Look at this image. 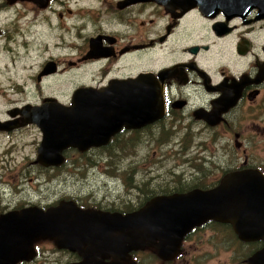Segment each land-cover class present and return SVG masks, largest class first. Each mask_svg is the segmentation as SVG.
<instances>
[{
	"label": "flooded vegetation",
	"instance_id": "1",
	"mask_svg": "<svg viewBox=\"0 0 264 264\" xmlns=\"http://www.w3.org/2000/svg\"><path fill=\"white\" fill-rule=\"evenodd\" d=\"M52 1L50 0L48 5H51ZM217 1L221 0H141L133 3H128L127 0H113L109 6L110 12L105 13L106 20L100 19V14H96L97 18L94 19L92 15L87 14L88 11H82L78 17L81 21L72 24V30L59 25L60 23L59 26L55 25L54 29V26L46 21V17L36 18L37 25L54 30L50 44L45 45L43 49L66 50V29L70 35L80 40V43L73 42L67 47V50H77L74 59L66 61L49 56L36 72L38 82L53 80L57 74L65 77L73 71L83 73V78L89 73H92V77H97L83 80L80 86L73 89L66 103L62 104L70 105L72 96L78 89L91 88L98 90V94H105L115 82L134 79L141 73H147L153 75L146 82L147 87L151 89L149 93L154 95L152 107L156 108V112L162 109L160 117L152 122L135 127L122 125L104 144L91 146L84 151L76 147L65 148L61 153L63 163L59 166H44L38 162V147L43 133L36 122L28 121L35 118L31 115L35 107L51 99L59 101L47 96L39 105H30L20 103V98L16 99V94L20 95L16 88L21 87L17 83L16 75L19 58L16 59L13 55L10 57L9 53L13 49L11 45L15 43V38L13 39L4 25H0V41L3 42L0 47V76L4 73L16 84L12 88L10 83L4 84L6 79L0 81V98L5 100L0 105V140L9 133L19 135L18 139L11 135L5 145L0 146V159L17 162V157L12 156V152L17 151L22 143L20 134L29 130L38 131L40 138L35 140L32 159L21 158L20 163L29 161L36 164L37 174L49 171V174H53V169L64 165L69 157H75L74 154L78 157L88 156L91 150H104L113 144L117 145L121 138L128 144L131 142L128 139L135 133L148 136L146 132L150 135L158 131L164 137L163 132L185 131L193 132L196 136L194 132L211 129L232 133L234 147L241 150L244 156L238 170L255 168L264 177V156L260 158V155H257L256 161H253L255 166L248 165L247 162L252 160H249L246 152L247 142L244 144V141H239L240 134L236 132L238 127L254 130L259 141L258 150L255 149L253 154L264 149V0H248L250 3H247V0L225 2L224 5L217 4ZM59 16L62 17L61 12ZM89 21L93 23L90 30H87ZM258 39L263 41L258 42ZM96 40L97 48L93 45ZM27 44L25 41L24 46H28ZM80 45L82 46L79 49ZM5 60H9L10 67ZM47 63L53 64V71H49ZM61 71L62 73H59ZM4 106L7 108L4 109ZM192 137L191 135L190 139H193ZM181 151L188 159L193 156L186 153L187 150ZM196 153L195 157L198 156V152ZM22 172V166L18 165L7 174H11L10 178H15L22 176ZM222 175H199L195 177L199 183H192V180L181 177L176 184L172 182L175 186L179 184V188L148 195L142 204L128 211L87 206L74 199H60L55 204L45 203L40 198L35 200L39 203H34L31 199L17 201V194L21 196L23 192L16 188L8 190L7 194L2 192L0 216L31 206L47 209L57 206L61 201H74L82 209L125 214L138 209L156 195L182 193L194 188H213ZM43 242H50L56 250L67 254L63 264H76L82 260L76 252L59 249L53 241L43 239L33 243L35 255L31 259L18 261L16 264H30L37 259L39 250L46 249L38 246ZM263 248L264 238L242 240L230 222L208 219L186 233L173 258L163 260L156 255L155 250L146 248L131 251L129 258L122 260V264H203V260L207 258L208 264H251L250 258ZM138 252L145 253V258H138ZM187 255H190V261H187ZM112 260L107 258L105 262ZM42 263L46 264V261ZM51 263L54 264V261Z\"/></svg>",
	"mask_w": 264,
	"mask_h": 264
},
{
	"label": "water",
	"instance_id": "2",
	"mask_svg": "<svg viewBox=\"0 0 264 264\" xmlns=\"http://www.w3.org/2000/svg\"><path fill=\"white\" fill-rule=\"evenodd\" d=\"M27 1L43 6L49 2ZM243 1L221 0L217 4ZM97 44L93 41L95 48ZM46 67L53 71L52 63ZM152 76L141 73L134 79L115 82L105 94L78 89L70 105L51 99L35 107L31 114L35 118L28 121L36 122L43 133L38 162L59 166L65 148L84 151L108 142L122 125L135 127L160 117L162 109L156 112L152 107L154 95L146 85ZM208 219L230 222L242 240L264 238V177L260 171H229L213 188L156 195L125 214L82 209L74 201H61L47 209L31 206L8 212L0 216V264L31 259L35 255L33 243L43 239L53 241L59 249L76 252L82 258L76 264H122L131 251L146 248L169 260L177 254L186 233ZM107 258L113 260L105 262ZM250 263L264 264V248L250 258Z\"/></svg>",
	"mask_w": 264,
	"mask_h": 264
},
{
	"label": "rangeland",
	"instance_id": "3",
	"mask_svg": "<svg viewBox=\"0 0 264 264\" xmlns=\"http://www.w3.org/2000/svg\"><path fill=\"white\" fill-rule=\"evenodd\" d=\"M112 1L53 0L51 5L43 6L32 1L8 4L7 0H0V25H4L13 39L15 38V43L11 45L13 49L9 51L10 57L13 55L16 59L19 58L16 75L17 83L21 87L16 88L20 94H16V99L20 98V103L39 105L47 96L66 103L73 89L80 86L83 80L97 78L96 75L92 77V73L83 78V73L73 71L65 77L57 76L61 75L57 74L53 80L38 82L36 72L49 56L66 61L74 59L77 50H67V47L73 42L80 43V40L70 35L67 30L71 29V25L75 22L81 21L78 17L82 11L83 13L88 11L87 14L92 15L94 19L97 18L96 14H100V19L106 20L105 13L110 12L109 6ZM60 12L62 17L59 16ZM44 17L54 26V29L55 25L68 28L65 31L66 50L43 49L45 45L50 44L54 31L36 24V18L44 19ZM91 23L93 21L87 23V30H90ZM25 41L28 42V46H24ZM261 41L263 40L258 39V42ZM2 44L3 42L0 41V47ZM81 46L78 48L80 49ZM58 53L61 55H56ZM5 62L9 67L11 66L9 60ZM65 67H67L66 64ZM5 79L7 80L5 85L10 83L12 88L16 86L13 80H9L4 73H1L0 81ZM4 102L5 100L0 98V105ZM236 132L240 134L239 141H244V144L247 142L246 152L249 160H252L247 164L251 167L255 166L253 161H256L257 155H260V158L264 156V149L253 154L255 149L258 150L259 137L254 130H246L245 127H238ZM146 133L148 136H143L141 133L133 134L131 139H128L131 141L128 144L121 138L117 141V145L113 144L104 150H91L88 156L78 157L74 154L75 157H69L64 165L53 169L51 172L53 174H49L50 171L37 174L36 164L29 161L20 163V161L21 158L32 159L31 156L35 153V140H39L40 136L38 131H24L20 134L22 143L19 144L17 151L12 152V156L17 157L15 158L17 162L0 159V201L2 202L3 191L7 194L8 190L17 188L23 192L21 196L17 194V201L31 199L34 200L32 202L39 203L35 200L40 198L45 203L55 204L60 199H74L87 206L128 211L142 204L148 195L173 189L181 177L188 181L192 180V183L200 182L195 179L199 175L220 177L228 170L237 169L244 158L243 152L233 145L232 133L221 130L202 129V131L194 132L196 136L192 134L193 132L185 131L163 132L164 137L158 131L150 135ZM11 135L9 133L0 140L1 147ZM191 135L193 139H190ZM12 136L18 139L19 135ZM190 140L193 141L190 142ZM181 150H187L186 153L193 156L188 159ZM196 152L198 156L195 157ZM18 165L23 168L22 176L10 178L11 174L7 173ZM52 245L50 242L39 243L38 246L46 247V249L39 250L40 255L37 259L29 263L44 264L42 262L46 261V264H53L51 262L54 261V264H63L67 254L56 250ZM137 255L140 259L145 258V253L138 252ZM186 258L190 261V255ZM208 260L209 258L203 260V264H208Z\"/></svg>",
	"mask_w": 264,
	"mask_h": 264
},
{
	"label": "trees",
	"instance_id": "4",
	"mask_svg": "<svg viewBox=\"0 0 264 264\" xmlns=\"http://www.w3.org/2000/svg\"><path fill=\"white\" fill-rule=\"evenodd\" d=\"M174 188H179V184H177ZM153 195V194H152Z\"/></svg>",
	"mask_w": 264,
	"mask_h": 264
}]
</instances>
